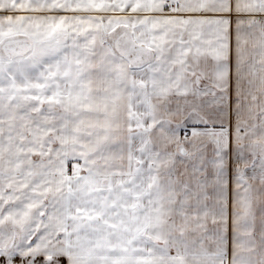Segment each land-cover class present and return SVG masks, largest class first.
<instances>
[{"label":"snow or ice","instance_id":"6c2138e0","mask_svg":"<svg viewBox=\"0 0 264 264\" xmlns=\"http://www.w3.org/2000/svg\"><path fill=\"white\" fill-rule=\"evenodd\" d=\"M0 264H264V0H0Z\"/></svg>","mask_w":264,"mask_h":264}]
</instances>
